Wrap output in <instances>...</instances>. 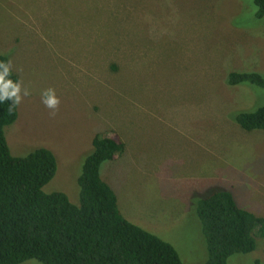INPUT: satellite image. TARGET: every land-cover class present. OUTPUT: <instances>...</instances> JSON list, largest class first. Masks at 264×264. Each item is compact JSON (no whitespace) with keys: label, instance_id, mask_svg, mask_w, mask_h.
I'll use <instances>...</instances> for the list:
<instances>
[{"label":"rangeland","instance_id":"obj_1","mask_svg":"<svg viewBox=\"0 0 264 264\" xmlns=\"http://www.w3.org/2000/svg\"><path fill=\"white\" fill-rule=\"evenodd\" d=\"M257 11L253 0H0V55L31 92L5 129L12 155L52 151L58 170L43 190L77 205L93 139L118 137L125 151L101 176L122 216L184 264H206L199 201L228 191L264 218V130L236 122L264 106V90L228 84L234 72L264 76ZM228 264H264V237Z\"/></svg>","mask_w":264,"mask_h":264},{"label":"trees","instance_id":"obj_2","mask_svg":"<svg viewBox=\"0 0 264 264\" xmlns=\"http://www.w3.org/2000/svg\"><path fill=\"white\" fill-rule=\"evenodd\" d=\"M264 17V0H253ZM8 58L0 55V62ZM19 81L12 71L10 77ZM230 86L250 84L264 90L259 73H231ZM0 103V264H184L169 243L125 219L113 189L101 176L105 162L120 157L126 144L98 134L78 178L79 204L44 187L55 177L52 151L39 148L13 156L5 129L18 119V106ZM236 122L245 131L264 130V106L241 112ZM197 217L206 242V264H228L231 257L250 254L264 237V218L242 209L228 191H214L199 201Z\"/></svg>","mask_w":264,"mask_h":264},{"label":"clouds","instance_id":"obj_3","mask_svg":"<svg viewBox=\"0 0 264 264\" xmlns=\"http://www.w3.org/2000/svg\"><path fill=\"white\" fill-rule=\"evenodd\" d=\"M13 67L11 60L0 62V103L11 101V105L8 108L10 113L23 102L25 97L31 95L30 90L23 85L22 81H14L10 78ZM41 102L49 109L50 118H55L61 103L55 90L52 88L43 90L41 93Z\"/></svg>","mask_w":264,"mask_h":264}]
</instances>
